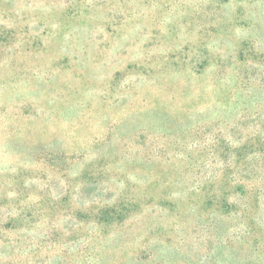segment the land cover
Here are the masks:
<instances>
[{
  "label": "rangeland",
  "instance_id": "374dc122",
  "mask_svg": "<svg viewBox=\"0 0 264 264\" xmlns=\"http://www.w3.org/2000/svg\"><path fill=\"white\" fill-rule=\"evenodd\" d=\"M257 133L264 0H0V264H244L196 188Z\"/></svg>",
  "mask_w": 264,
  "mask_h": 264
},
{
  "label": "trees",
  "instance_id": "16d2710c",
  "mask_svg": "<svg viewBox=\"0 0 264 264\" xmlns=\"http://www.w3.org/2000/svg\"><path fill=\"white\" fill-rule=\"evenodd\" d=\"M232 137L213 146L220 166L212 167L205 186L196 188L197 199L209 211L205 222L210 230L229 231L218 236L220 245L237 250L238 261L243 259L244 264H264V133ZM121 205L101 209L93 218L113 225L140 207L131 201ZM239 249H244V258Z\"/></svg>",
  "mask_w": 264,
  "mask_h": 264
}]
</instances>
